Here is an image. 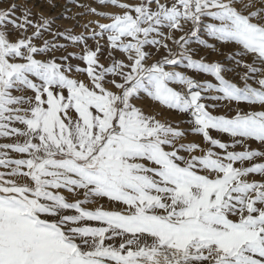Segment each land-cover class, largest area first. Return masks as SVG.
Masks as SVG:
<instances>
[{
	"label": "snow or ice",
	"instance_id": "obj_1",
	"mask_svg": "<svg viewBox=\"0 0 264 264\" xmlns=\"http://www.w3.org/2000/svg\"><path fill=\"white\" fill-rule=\"evenodd\" d=\"M97 3L87 35L0 9V264H264V0Z\"/></svg>",
	"mask_w": 264,
	"mask_h": 264
},
{
	"label": "rangeland",
	"instance_id": "obj_2",
	"mask_svg": "<svg viewBox=\"0 0 264 264\" xmlns=\"http://www.w3.org/2000/svg\"><path fill=\"white\" fill-rule=\"evenodd\" d=\"M128 2L134 3L135 0H128ZM13 3L17 4L16 16H21L22 10L27 8L31 10L32 12L31 18L35 21L38 19L40 14L43 13L44 16L54 21V23L51 26L52 32H57V31L63 32L65 30H72L73 34L75 35H80L81 33H85L87 35L88 33L85 32L84 26L89 25L91 27L92 25L95 24V22H97V20H99V23L109 22L108 20L99 19V17L90 14L88 12L89 7L95 8L97 12H101L105 14H112L118 11L116 8H113L111 6L109 7L101 6L100 4L97 3V0H3V2L0 3V9H6ZM80 5H83V7H81ZM17 35L18 34H14L11 38L16 39ZM44 39L53 41L54 37L49 33H45ZM55 42L62 44L67 43L63 39L55 40ZM37 43L42 44V41H37ZM88 43L90 47L93 48L95 47V43L93 41L89 40ZM101 43L104 44V41H101ZM170 46L172 45L170 44ZM191 47L196 48L198 46L193 44L191 45ZM232 50L233 49L228 47L222 48L221 51L223 52V55H221L219 52H212L210 50L200 49L199 55L194 58L199 59L200 57H204L206 62L228 63L226 57L228 53ZM68 51L79 53L80 49L69 45ZM66 54L67 53L64 52H57L56 56L60 57ZM70 62L73 64L74 67L75 66L84 67L82 62H80L79 60L70 59ZM100 62L102 64H105L106 66L109 64L108 52L106 47L102 52ZM228 67H234V65L228 63ZM176 70L185 71V74L191 75V73L186 70L179 68ZM236 71L242 72L243 70L237 69ZM77 78L84 79L85 77L83 75H79L77 76ZM194 78H197L200 81L215 82L214 78L208 77L206 74H197ZM226 78L232 82H239L235 72L228 74ZM174 87H177L179 90V86H174ZM206 103L211 104L214 102L208 101ZM244 107L247 106L246 105L237 106L234 103L228 104L227 102H218L216 109L213 110L210 108L209 111H211L213 115H225L229 113L230 109L231 112L234 113L235 111L240 110V108H244ZM150 110L154 111L160 119L169 121L173 125L178 124L180 129L184 130L186 133V139L182 141L183 143L187 144V143L195 142L203 146L202 139L196 135H193L190 131L192 127V125L189 123V121L192 119L190 113L179 114L176 113L175 111H169L155 106H151ZM247 110L251 111L252 108H247ZM213 135L216 138H219L225 142H228L230 139L223 134L213 133ZM250 146L253 149L257 148V145L255 143H252ZM236 150L241 151L243 149L237 148ZM257 162H264V160H258ZM2 170L3 169H0V171Z\"/></svg>",
	"mask_w": 264,
	"mask_h": 264
}]
</instances>
